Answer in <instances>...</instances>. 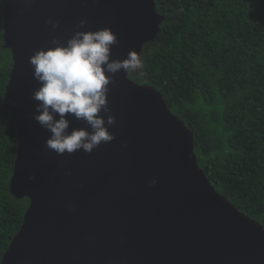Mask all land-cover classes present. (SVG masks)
Here are the masks:
<instances>
[{
  "label": "water",
  "instance_id": "95a60500",
  "mask_svg": "<svg viewBox=\"0 0 264 264\" xmlns=\"http://www.w3.org/2000/svg\"><path fill=\"white\" fill-rule=\"evenodd\" d=\"M163 21L154 0H3L12 55L3 108L17 134L9 191L29 205L0 264H264L263 227L218 194L198 166L192 131L153 87L113 76L115 139L91 153L57 155L33 119L36 50L107 27L118 40L110 59L141 57ZM66 118L69 132L87 128Z\"/></svg>",
  "mask_w": 264,
  "mask_h": 264
},
{
  "label": "trees",
  "instance_id": "16d2710c",
  "mask_svg": "<svg viewBox=\"0 0 264 264\" xmlns=\"http://www.w3.org/2000/svg\"><path fill=\"white\" fill-rule=\"evenodd\" d=\"M154 2L164 21L128 78L160 93L192 131L208 181L264 229V0ZM11 68L0 0V261L29 205L9 191L17 134L3 97Z\"/></svg>",
  "mask_w": 264,
  "mask_h": 264
},
{
  "label": "clouds",
  "instance_id": "9594fccd",
  "mask_svg": "<svg viewBox=\"0 0 264 264\" xmlns=\"http://www.w3.org/2000/svg\"><path fill=\"white\" fill-rule=\"evenodd\" d=\"M48 23L53 30L57 27L55 21ZM85 23L80 20L77 28H83ZM50 43L54 46L38 49L28 58L32 76L39 83L31 94L32 100L38 102L33 119L50 133L45 147L57 155H71L79 150L91 153L101 143L115 139L108 130L115 117L107 100L113 76L121 71L137 72L143 68V61L133 50L123 59H110L111 47L118 40L107 27L77 30L65 44L55 38ZM67 116L83 121L87 128L67 131ZM155 183V179L150 182Z\"/></svg>",
  "mask_w": 264,
  "mask_h": 264
}]
</instances>
